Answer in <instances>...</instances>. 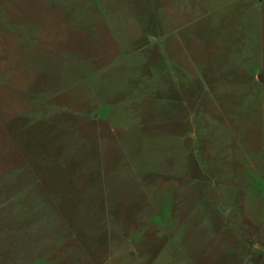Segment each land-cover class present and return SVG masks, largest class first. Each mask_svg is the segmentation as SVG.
<instances>
[{"label": "rangeland", "instance_id": "1", "mask_svg": "<svg viewBox=\"0 0 264 264\" xmlns=\"http://www.w3.org/2000/svg\"><path fill=\"white\" fill-rule=\"evenodd\" d=\"M14 17L50 61L14 55ZM0 18V223L28 264H264V0H0Z\"/></svg>", "mask_w": 264, "mask_h": 264}, {"label": "crops", "instance_id": "2", "mask_svg": "<svg viewBox=\"0 0 264 264\" xmlns=\"http://www.w3.org/2000/svg\"><path fill=\"white\" fill-rule=\"evenodd\" d=\"M1 20L2 19L0 18V34L1 33H4V32L5 33L7 32V28H6L5 24H3V22ZM22 20L23 19L20 18V17H18V18L17 17H14L15 23H18L19 22L20 25H21V27H20V25L16 27V28H18V32L15 33V37H16L15 38V41H16V44L18 43V46L14 45L15 48L17 47L16 54H15V49H14V55L17 56V57H23V56H28L29 54H34L35 56H39L40 58L41 57H45L46 59L44 58V60L45 61H48L49 59H47V57L48 56H53V54L51 53L50 45L48 44L49 41L48 40H45L44 42L43 41H40L39 44L37 42V44L39 45L38 47H39V51L40 52H37L36 53L35 51L38 50L37 49V45H34L36 43V34L32 30V29H34V31H35V28L32 27L33 24H30L29 23L32 20L27 22V19L24 18V22L21 23ZM28 26H30V27H28ZM28 35L31 38V42H33L32 39H33V35H34V39H33L34 40V44L33 45H32V43L26 41ZM44 39H47V36ZM23 42H25V43H23ZM20 49L22 50L21 52H20ZM28 52H30V53H28ZM61 56H62V53H61ZM52 64H54V63H52ZM40 70L42 71V73L44 72L41 68H40ZM54 71H55V69L52 71V73ZM42 79H43V77H42ZM44 89L46 90L47 88H44ZM46 93H47V91H46ZM59 93H60V90H59ZM34 98H36V97H34ZM83 125L84 124H82V127H83ZM87 129L90 130V129H93V128L91 127V128H87ZM4 132H6V130L3 129L2 127H0V142L2 141V138L4 136ZM16 162H18V161H16ZM46 164H48L47 161H46ZM22 165H25L26 166V163L25 164H17V163L16 164H12L11 168H14V167H17L18 168V167H20ZM67 165H64L65 167L62 166L64 168L61 167V169L62 170L63 169L65 170V168L67 167ZM35 166H36V164H35ZM10 171H11V169H10ZM9 172H5V173L2 172V173L3 174H6V173H9ZM80 176H81V174H80ZM51 177H53L52 180H55V176L53 174H52ZM74 177H75V183L78 186V189L77 190H80L81 189V186H82L81 185V182H80V177L77 178V175L76 174L73 175V178ZM63 178L65 179L66 176H63ZM66 180H68V179L66 178ZM1 217H2V224L0 223V264H28V258L29 257H27V258L26 257H22L23 253L21 252V250L22 249H24V250L36 249L37 248L36 245H32L30 243L28 246L22 247L19 244L15 243L14 241L11 242V240H9V238L6 239L5 234L6 233L8 234L10 232V229H11L10 226L12 225V223L14 221L12 220V218L8 214L5 215L3 213L1 215ZM13 217L15 218V216H13ZM5 218H7L6 220H8L10 222L9 225H5L4 224ZM40 256H42L43 258H46V256L43 253ZM29 259L33 260V259H36V258H29ZM41 263L44 264V262H41Z\"/></svg>", "mask_w": 264, "mask_h": 264}]
</instances>
